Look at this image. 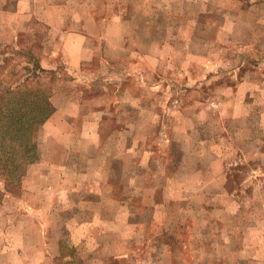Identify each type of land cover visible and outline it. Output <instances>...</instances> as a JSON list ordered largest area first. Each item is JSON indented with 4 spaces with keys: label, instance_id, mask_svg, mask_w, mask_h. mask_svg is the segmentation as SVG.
<instances>
[{
    "label": "rangeland",
    "instance_id": "374dc122",
    "mask_svg": "<svg viewBox=\"0 0 264 264\" xmlns=\"http://www.w3.org/2000/svg\"><path fill=\"white\" fill-rule=\"evenodd\" d=\"M111 1L98 0L101 16L105 12L102 3ZM121 3L128 8L124 10L127 14L114 20L120 18L125 29L111 31L109 36L116 39L126 34L133 40L126 50L129 61L86 64L78 77L62 64L61 53L43 26L25 40L21 53L13 55V16L0 15V91L28 74L27 89L51 95L55 87L70 86L73 77L82 75L86 77L78 86L85 88L91 75L99 92L103 88L115 100L124 99L118 108L130 122L124 139L129 138L132 149L126 159L117 157L115 180L123 175L122 161L133 172L140 170L137 167L143 161L148 163L145 175H130L131 192L124 193L132 206L123 213L128 212L131 219L141 214L142 226L121 232L109 225L114 228L111 234L98 226V238L82 240L77 248L71 239L75 227L71 208H55L52 215V208L35 207L49 211L45 231L51 236L38 247L59 248L60 256L50 255L49 264H264V226L245 230L249 231L246 240L239 238L244 231L243 215L225 213L235 204L223 192V185L235 195H244L251 187L255 200L247 199V203L255 209L264 204V81L249 87L250 82L264 79V0ZM52 50H56L55 57ZM111 128L121 130L123 126L113 123L107 130ZM42 134L39 126L37 140ZM142 139L146 154L135 149ZM119 141L115 138L107 152L117 156ZM139 182L151 190L146 197L137 188ZM9 190L11 200L18 189ZM115 193L121 197V191ZM41 196L35 194L34 201H41ZM20 198L25 200L22 193ZM133 202H146L145 212ZM22 214L9 201L0 210V232ZM90 214L110 219L122 211L120 207H83L78 219ZM153 219L156 226L165 228L162 233H151ZM230 231L233 238L224 236L233 235ZM63 233L65 238L59 239ZM228 244L242 251L225 254L221 246ZM7 260L14 263L10 256Z\"/></svg>",
    "mask_w": 264,
    "mask_h": 264
},
{
    "label": "crops",
    "instance_id": "0c3cea01",
    "mask_svg": "<svg viewBox=\"0 0 264 264\" xmlns=\"http://www.w3.org/2000/svg\"><path fill=\"white\" fill-rule=\"evenodd\" d=\"M102 4L105 7L103 16L100 15L98 0H0V15L10 13L9 15L13 16V55L21 53L25 40L30 38V34L38 29V26H43L49 32L48 37L52 35V46L58 48L57 51L61 53L62 64L69 73L74 72L78 77L77 72L84 73L82 70L86 68V64H123L129 61L130 56L126 50L133 40L126 34L116 39L109 36L111 31L125 29L126 24L119 21L120 18L114 19L118 15H126L124 10L128 8L124 7L121 0H112L111 3ZM101 35L103 37L99 39ZM55 51H51L53 57H55ZM138 59L143 60V57ZM41 62L43 65L44 60L42 59ZM43 67L46 68L44 65ZM83 77L86 76L73 77V84L70 86L55 87L49 98L53 113L41 126L43 138L37 140L35 135L37 160L27 166L19 192L13 194L11 200L8 199L11 194L6 193L0 202V210L11 201L16 209L24 213L14 218L11 221L12 225L0 232V264H8L9 256L14 261L11 264H49L50 255L60 256L59 248L56 250L52 247L50 250L49 247L47 250L43 246L38 247L39 243L43 244L46 238L50 240L51 236L45 231L49 211H39L35 207L52 208V215H54L55 208H71V215L75 219H73L75 227L71 231V239L77 248L82 240L98 238V226H103L105 234L113 232L114 228L112 229L111 226H115L117 231L121 232L130 230L131 227L138 229L142 226L141 214L138 213L135 219H131L128 212L123 213L124 209L132 206L130 199H126L124 193L127 192L129 195L131 192L130 175H145L148 163L143 161V164L137 167L140 170L133 172L129 165L122 161L121 174L123 175L119 180H115L114 167L117 159H126L125 156H128L132 149L129 146V138L124 139V132L130 127L129 118H123L125 114L118 108L124 104V99L115 100L103 88L102 92H99L98 86L95 85L96 81L91 75L87 76L91 79L87 80L85 88L78 86ZM263 81L264 79H258L250 82L249 87L259 85ZM82 84H85L84 81ZM240 90L241 88L238 89ZM138 103H141L140 100ZM113 123L114 125L121 123L123 129L107 130L108 125L112 126ZM115 138L120 140L119 145L121 146V151L118 153L116 150L115 152L117 156L107 152V147L113 144ZM135 147L137 152L147 153L143 139L139 140ZM124 175H126V182H124ZM137 188L146 192L143 197L151 191L141 182ZM118 191H121V197H117L115 192ZM187 191L185 190L186 193ZM244 191L245 196L235 195L223 185V192L235 204V207L229 206L224 211L225 213L230 211L234 213L233 215H243L240 219L244 231L239 238L246 240L249 231L245 230L257 231L264 226V204H260V207L255 209L254 205L247 203V199L255 200L252 188L248 187ZM21 193L22 197L25 196L24 201L20 198ZM39 193L42 194V200L35 202L37 201H34L35 194ZM246 195L249 196L246 197ZM145 203L133 202L136 208L142 207V212H145L147 208ZM101 206L120 207L122 214L121 216L117 214L115 218L110 219L98 216V214L92 217L90 214L87 219H78L81 208ZM57 212L59 218L62 219L61 210ZM258 215H261V219L257 218ZM220 221L222 220L218 219L217 222L220 223ZM1 222L0 219V227ZM151 222V233L157 231L158 234L165 230V228L156 226L154 219ZM24 223L26 225H23ZM249 226L251 227L246 229ZM107 227L108 230H106ZM230 232L233 235L224 236L233 238L234 232ZM121 236L127 237L123 234ZM58 238H65V234H61ZM57 244H59L58 240ZM221 247L225 254L242 251V248L233 244ZM94 252L95 250L92 253Z\"/></svg>",
    "mask_w": 264,
    "mask_h": 264
},
{
    "label": "trees",
    "instance_id": "16d2710c",
    "mask_svg": "<svg viewBox=\"0 0 264 264\" xmlns=\"http://www.w3.org/2000/svg\"><path fill=\"white\" fill-rule=\"evenodd\" d=\"M29 78L27 74L0 91V173L4 174L0 180L4 184L0 188V202L5 193L11 194L9 187L19 192L26 168L37 156L36 131L53 113L49 93L33 92L24 86Z\"/></svg>",
    "mask_w": 264,
    "mask_h": 264
}]
</instances>
